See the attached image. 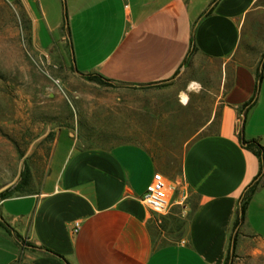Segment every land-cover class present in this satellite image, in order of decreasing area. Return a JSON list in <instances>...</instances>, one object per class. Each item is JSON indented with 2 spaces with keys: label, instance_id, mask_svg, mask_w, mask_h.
Returning a JSON list of instances; mask_svg holds the SVG:
<instances>
[{
  "label": "crops",
  "instance_id": "1",
  "mask_svg": "<svg viewBox=\"0 0 264 264\" xmlns=\"http://www.w3.org/2000/svg\"><path fill=\"white\" fill-rule=\"evenodd\" d=\"M7 1L47 58L128 87L172 84L195 128L175 168L132 131L84 146L61 127L30 192L0 200V264H224L236 234L264 240V184L235 226L260 170L247 144L264 146V0ZM157 172L176 184L162 213L142 202Z\"/></svg>",
  "mask_w": 264,
  "mask_h": 264
},
{
  "label": "rangeland",
  "instance_id": "2",
  "mask_svg": "<svg viewBox=\"0 0 264 264\" xmlns=\"http://www.w3.org/2000/svg\"><path fill=\"white\" fill-rule=\"evenodd\" d=\"M171 86L108 85L78 74L36 46L21 4L0 0V193L16 185L26 163L31 172L46 166L61 127L76 130L84 146H112L119 142L108 141L104 131H132L140 144L179 167L188 144L181 138L195 127ZM166 108L177 109L179 118H166ZM258 184H264V171ZM231 264H264V240L241 233Z\"/></svg>",
  "mask_w": 264,
  "mask_h": 264
},
{
  "label": "trees",
  "instance_id": "3",
  "mask_svg": "<svg viewBox=\"0 0 264 264\" xmlns=\"http://www.w3.org/2000/svg\"><path fill=\"white\" fill-rule=\"evenodd\" d=\"M82 75L85 76L86 78L91 79V80H98L99 82L104 83V84H108V85H114L115 84V83H112L111 81H109L108 79L104 78L100 74L88 73V74H82ZM247 148L252 150L258 156L259 161H260V170H259L257 177L253 181V183L251 185H249V187L247 188V190L245 191V193L243 195L242 202H241V205L239 207V216L236 220L235 226H238L243 222V220L245 218L248 202H249L251 196L253 195V193L256 191V189L259 185L258 179L264 171V146H262L261 144H259L256 141H250L247 144ZM32 178L33 177H32V172H31L30 166L28 165V163H26L24 169L21 172L19 181L16 183V185L14 187L8 188V189H5L4 191H2L0 193L1 198L5 199L7 197H10V196H13L16 194L17 195H24V194L29 193L30 192V186L32 184ZM0 226L6 227V224L4 222L0 221ZM237 236L238 235L236 234L235 237L232 239L231 248L229 249V253L226 257L224 264H231L232 256L235 253Z\"/></svg>",
  "mask_w": 264,
  "mask_h": 264
},
{
  "label": "built area",
  "instance_id": "4",
  "mask_svg": "<svg viewBox=\"0 0 264 264\" xmlns=\"http://www.w3.org/2000/svg\"><path fill=\"white\" fill-rule=\"evenodd\" d=\"M176 187V184L169 181L161 172L154 174L152 181L149 183L142 202L152 211L165 212L171 204L170 193ZM80 222L76 221L73 225V231L77 232Z\"/></svg>",
  "mask_w": 264,
  "mask_h": 264
}]
</instances>
